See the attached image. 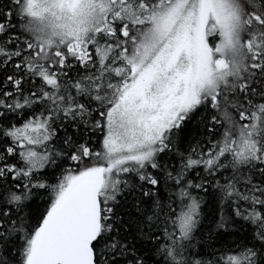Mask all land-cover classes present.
<instances>
[{"label": "snow or ice", "instance_id": "snow-or-ice-1", "mask_svg": "<svg viewBox=\"0 0 264 264\" xmlns=\"http://www.w3.org/2000/svg\"><path fill=\"white\" fill-rule=\"evenodd\" d=\"M0 264H264V0H0Z\"/></svg>", "mask_w": 264, "mask_h": 264}]
</instances>
